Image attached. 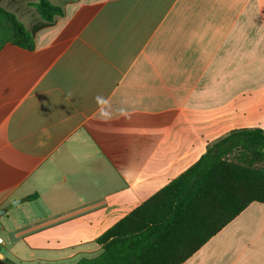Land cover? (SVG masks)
<instances>
[{
  "label": "crops",
  "instance_id": "crops-1",
  "mask_svg": "<svg viewBox=\"0 0 264 264\" xmlns=\"http://www.w3.org/2000/svg\"><path fill=\"white\" fill-rule=\"evenodd\" d=\"M58 6L64 15L35 33L33 51L0 50L9 264L97 256L101 233L211 144L264 131V0ZM16 17L28 30L41 22ZM182 264H264V204H249Z\"/></svg>",
  "mask_w": 264,
  "mask_h": 264
},
{
  "label": "trees",
  "instance_id": "trees-1",
  "mask_svg": "<svg viewBox=\"0 0 264 264\" xmlns=\"http://www.w3.org/2000/svg\"><path fill=\"white\" fill-rule=\"evenodd\" d=\"M32 6L41 22L31 30L0 7V50L33 51L35 33L64 15L49 0ZM253 202L264 204V131H231L101 233L97 256L75 264H182Z\"/></svg>",
  "mask_w": 264,
  "mask_h": 264
},
{
  "label": "rangeland",
  "instance_id": "rangeland-1",
  "mask_svg": "<svg viewBox=\"0 0 264 264\" xmlns=\"http://www.w3.org/2000/svg\"><path fill=\"white\" fill-rule=\"evenodd\" d=\"M52 4L58 6L61 0H49ZM35 2L34 0H0V7L7 11L19 16V18L25 21L28 15H36L35 10L30 6V3ZM232 159L237 158V154L231 155Z\"/></svg>",
  "mask_w": 264,
  "mask_h": 264
},
{
  "label": "water",
  "instance_id": "water-1",
  "mask_svg": "<svg viewBox=\"0 0 264 264\" xmlns=\"http://www.w3.org/2000/svg\"><path fill=\"white\" fill-rule=\"evenodd\" d=\"M28 201V198L27 197H24V198H20V199H16L12 202V206L14 207H17L18 205H20L21 203H24ZM4 213V211H0V216ZM0 264H9L3 260L0 259Z\"/></svg>",
  "mask_w": 264,
  "mask_h": 264
},
{
  "label": "built area",
  "instance_id": "built-area-1",
  "mask_svg": "<svg viewBox=\"0 0 264 264\" xmlns=\"http://www.w3.org/2000/svg\"><path fill=\"white\" fill-rule=\"evenodd\" d=\"M3 243L2 237L0 236V245Z\"/></svg>",
  "mask_w": 264,
  "mask_h": 264
}]
</instances>
